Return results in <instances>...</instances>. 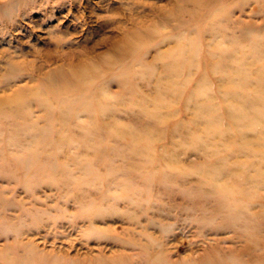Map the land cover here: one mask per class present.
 I'll return each mask as SVG.
<instances>
[{
    "label": "rangeland",
    "instance_id": "1",
    "mask_svg": "<svg viewBox=\"0 0 264 264\" xmlns=\"http://www.w3.org/2000/svg\"><path fill=\"white\" fill-rule=\"evenodd\" d=\"M20 255L264 264V0H0V264Z\"/></svg>",
    "mask_w": 264,
    "mask_h": 264
},
{
    "label": "bare ground",
    "instance_id": "2",
    "mask_svg": "<svg viewBox=\"0 0 264 264\" xmlns=\"http://www.w3.org/2000/svg\"><path fill=\"white\" fill-rule=\"evenodd\" d=\"M15 98H19V97H15ZM18 162H20L19 163V165H18V167L19 168H21L23 165L25 166L26 165V160L24 161V159L23 158H19V160H18ZM26 176V172L24 173V177ZM26 178H30V177H26ZM29 255L31 256V254L29 253ZM23 257V258H22ZM27 260H32L30 257H28V255L27 256H23V255H20V256H18L15 260H13L12 258L11 259H9V260H5L4 262L6 263V264H26L27 263Z\"/></svg>",
    "mask_w": 264,
    "mask_h": 264
}]
</instances>
